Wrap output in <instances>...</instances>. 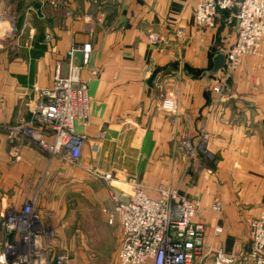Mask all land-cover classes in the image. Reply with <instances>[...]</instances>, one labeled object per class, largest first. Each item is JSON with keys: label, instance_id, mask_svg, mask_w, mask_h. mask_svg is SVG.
Here are the masks:
<instances>
[{"label": "crops", "instance_id": "0c3cea01", "mask_svg": "<svg viewBox=\"0 0 264 264\" xmlns=\"http://www.w3.org/2000/svg\"><path fill=\"white\" fill-rule=\"evenodd\" d=\"M195 4H22L17 20L30 35L22 33L17 43L10 39L21 47L0 50V247L8 209H20L35 198L41 222L49 229L58 226L52 222L61 221L68 209L62 193L73 182L72 166L51 158L26 137L9 143L8 128L30 121L29 105L39 89L51 85L58 62L66 74V51L90 42V61L80 70L87 80L89 116L75 126L85 136L83 168L111 174L113 186L134 176L149 195H155L159 183L176 189L198 203L195 220L207 226L205 249L230 256L249 249V222L264 210V37L259 53L243 57L229 79L232 96L215 101L212 87L222 74L224 52L236 39L235 21L229 20L231 13L220 12L214 28H198ZM0 21L3 32L8 22ZM151 34L163 42L152 43ZM73 63L81 65L79 53ZM164 97L175 100L174 113L159 106ZM32 126L42 128L36 122ZM45 133L50 139V131ZM75 171L88 183L84 170ZM104 196L109 206L108 192ZM113 227L120 239L119 227ZM113 264H119L117 259Z\"/></svg>", "mask_w": 264, "mask_h": 264}, {"label": "built area", "instance_id": "2783aa9c", "mask_svg": "<svg viewBox=\"0 0 264 264\" xmlns=\"http://www.w3.org/2000/svg\"><path fill=\"white\" fill-rule=\"evenodd\" d=\"M220 12L231 13L229 20L235 21L236 39L225 50L222 74L212 87L215 101L232 96L229 79L243 57L255 56L259 51L264 36V0H196V27L214 28ZM150 40L157 45L163 42L156 34H151ZM77 53L81 65L73 63ZM91 54L90 42L74 44L66 51V74H61L58 62L51 85L39 89L29 105L30 121L8 128L9 143L26 137L51 158L77 166L85 136L78 134L75 126L87 121L90 109L87 80L81 78L80 70L89 63ZM159 106L168 113L176 111V102L171 98H162ZM32 122L42 128H35ZM101 178L109 185L110 201L101 214L109 226H117L121 232L116 255L119 264H264V210L249 222V249L230 256L205 249L207 226L195 220L198 203L176 189L159 183L155 195H149L134 176L123 182V188L111 184L109 173ZM1 229L5 241L0 247V264H71L67 255L56 252L54 233L43 226L35 198L26 200L20 209H8Z\"/></svg>", "mask_w": 264, "mask_h": 264}, {"label": "rangeland", "instance_id": "374dc122", "mask_svg": "<svg viewBox=\"0 0 264 264\" xmlns=\"http://www.w3.org/2000/svg\"><path fill=\"white\" fill-rule=\"evenodd\" d=\"M29 1L32 0H0V20L6 18L8 22L7 30L2 32L0 29V50L7 49L10 45V47L14 46L10 39L16 41L22 33H24L23 36L30 35L26 33V27L21 28L17 20L22 4L28 5ZM13 27L14 31H12ZM28 46L29 44H26V47ZM14 47L17 45L15 44ZM18 47H21V44H18ZM82 165L81 157L77 166L72 165L73 182L69 185L70 188L67 186V194L62 193V196L65 195L66 200L70 202L68 209L61 221L57 218L52 222L54 226L57 222L59 223L58 226L52 227L55 238L54 247L58 254L67 255L71 264H113L120 241L118 230L116 227L109 226L101 214V208L107 204L103 201L104 194L108 192V185L101 178L104 173L95 169L86 171ZM75 169L85 171L88 183L81 180L84 176ZM114 185L125 187L122 184ZM48 221L46 225L50 226Z\"/></svg>", "mask_w": 264, "mask_h": 264}, {"label": "water", "instance_id": "95a60500", "mask_svg": "<svg viewBox=\"0 0 264 264\" xmlns=\"http://www.w3.org/2000/svg\"><path fill=\"white\" fill-rule=\"evenodd\" d=\"M79 57L81 58L80 54H79Z\"/></svg>", "mask_w": 264, "mask_h": 264}]
</instances>
